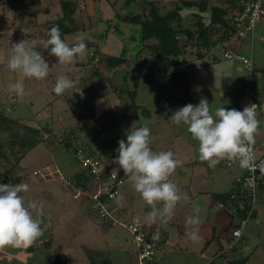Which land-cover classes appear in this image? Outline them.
I'll list each match as a JSON object with an SVG mask.
<instances>
[{
  "label": "rangeland",
  "instance_id": "1",
  "mask_svg": "<svg viewBox=\"0 0 264 264\" xmlns=\"http://www.w3.org/2000/svg\"><path fill=\"white\" fill-rule=\"evenodd\" d=\"M149 1H161L160 5L163 6L165 13L173 8L172 3L175 0ZM176 1L179 2V0ZM221 1L212 0L213 4H220ZM79 2H82L81 12L76 19L77 24L83 29L65 36V41L72 45L77 42V38H83L87 44L86 54L71 65H61L49 54V50L38 44L36 50L43 55L50 66L49 75L44 80L38 81L9 70L7 60L12 54V43L32 38L37 41L47 39V33L50 30L48 27L53 21L57 22L63 16L61 0H0V113L14 119H22L33 127H50L55 134L47 136L48 143L41 144L32 150L22 161L16 173L22 178L21 183L29 186V191L22 193L25 200H33L43 205L44 215L41 219L50 226L43 236L31 245L34 248L32 251L29 247L0 248V264H45V261L49 264L47 259H53L57 254L67 255L72 260V264H98L101 260V258L98 260L100 255L103 256L102 258H110L114 264H125L121 263L125 260V252L133 253V249L137 250L134 235L125 227L120 225L110 226V228L109 224H106L107 236L104 235L101 227L94 228L97 221L101 225L103 222L94 215L96 213L93 202L85 199V191L82 190L81 197L79 192L75 196L83 204L73 198L79 189L76 182L82 176H87L88 170L80 158L68 156L59 149L60 145L55 136L62 137L72 130H78L79 126L86 127V125L99 128L100 131L96 138L89 140L93 157L99 159L102 169H110L111 176L120 182L117 189L119 197L115 201V207L119 210L126 209L124 214L128 215L127 218L142 227L144 224L151 225L146 222L151 207L134 190L128 176L124 174L123 169H118L119 166L115 163L118 157V141L123 139L127 142V134L132 128L134 130L147 125L150 128L152 139L150 146L153 151L171 150L175 158L182 162V166L177 167L173 176L170 177L180 189L182 199L177 204L172 219L166 225H154L163 230L168 238L165 254L160 252L157 254V258L160 257L158 264H264V194L260 195L258 192L256 210L259 217L247 218L246 225L243 227L244 238L242 236L237 242L232 237L233 234L232 236L228 234L227 228L230 223L223 227L224 229L222 228L219 233L220 242L225 245L221 248L224 249L222 252L216 246L218 239L213 238L212 234V238H209L210 242H215L201 248L199 241L193 242L189 237L181 235L178 224L175 222H180L179 219L183 218V214L189 210L192 201H197L199 198L206 199L203 196H196L202 190L204 185L202 179L206 176L203 173H206L205 168L208 166L199 159V142L193 139L186 125L177 126L170 119L176 110L183 107V81L185 80L183 65L189 60L195 63L196 56L189 50L190 56L178 65L176 77L164 76L160 59H148V55L143 56L142 61L139 62L138 72L142 78L137 102L145 107L146 111H142L144 116L139 121H133V112L125 109V103H129V99L120 98L114 93L108 80L104 79L111 78V82L119 90L133 89L134 83L130 79L126 82L124 80L130 75H136L137 72L129 71L120 83L116 84L114 71L100 64L102 75L93 76L94 64L98 62L97 60L93 61V64L89 62L97 49L109 56L118 57L124 49H127L129 58L136 55L131 51L136 42H129L128 39L133 30H136L135 27L130 26L132 29L127 26V28L126 25L121 24L122 35H117L113 27L110 29V25L117 24L118 13L132 14L136 6L129 7L128 0H80ZM223 49L224 47L215 46L213 54L221 56L224 53ZM131 65L134 67L135 63L132 62ZM62 75L73 80L75 87L57 96L53 89L57 78ZM187 77L192 78V72ZM18 80H22L25 87V95L22 97L8 91V85ZM205 88L208 90L207 86ZM257 90L260 91V89ZM221 91L222 89L215 92ZM221 93L224 98L219 102L216 101L218 104L211 105L210 109L213 112L218 107L237 109V104L227 103L226 99L231 98L233 92L227 93L226 90ZM213 97L217 98L219 94ZM262 108L264 109V104ZM260 135L256 136L258 147H262L264 138V135L261 137ZM84 138L85 135L82 133L81 139ZM113 169L117 171L113 172ZM221 173L219 179L221 186L217 187L214 184V187L218 189L223 188L228 177H233L230 170ZM82 180L83 183L86 181L85 178ZM81 187L80 185V189ZM189 187L192 194L194 193L192 199L189 197L191 192ZM207 187L203 189L205 193L210 191ZM217 205L219 210H226L224 205L218 203ZM157 206L162 207V205ZM83 221L88 222V228H84ZM70 238H74V241L70 242ZM102 239H105L104 243ZM164 239L163 235L158 240ZM128 241L132 244H128ZM235 246L238 248L236 252L232 250ZM100 249L104 250L100 252ZM137 256L138 254L134 256L135 261Z\"/></svg>",
  "mask_w": 264,
  "mask_h": 264
},
{
  "label": "trees",
  "instance_id": "2",
  "mask_svg": "<svg viewBox=\"0 0 264 264\" xmlns=\"http://www.w3.org/2000/svg\"><path fill=\"white\" fill-rule=\"evenodd\" d=\"M79 1L80 0H61L63 16L57 22L53 21L51 26L48 27L51 29L53 26H58L64 40L65 36L83 29L77 24L76 19L78 18V13L81 9L82 2ZM248 1L249 0H222V3L220 4H213L212 0H179L178 3L175 0L172 3L173 8L164 13L163 6L160 5L161 1L128 0L127 4L129 7L132 5L136 6L135 12L124 15L118 13L116 15L118 22L115 26L110 25V29L113 27L117 35H122L123 31L121 30V24L126 25L125 27L128 26L129 28H132L130 26L135 27L134 29L136 30H133V32L131 30L132 33L128 39L129 42H136L131 50L132 54L135 53L136 55H134L133 58H129L127 49H124L118 57L113 55L109 56L103 54L101 50L97 49L89 62L92 64L95 60L98 62L97 64H94L95 71L92 75H102L100 73V64H104L108 70L114 72H117L118 70H125L127 73H129V71H136V75H130L124 80V82H126L130 79L135 85L133 86V89L127 88L119 90L111 82V78L103 79L108 80L112 86V90L115 94L119 95L120 98L124 97L129 99L130 102L125 103V109L133 112V121H139L144 116L142 111H146V108L139 105L137 102L140 81L142 78L140 72H138L140 68L139 62L142 61L143 56L148 55V59H160L165 77H176L178 65L182 60L190 56L189 50L192 51V55L196 56V60L214 58L215 56L212 55V53L215 46H224V44L229 43L233 38H240V31L235 25L234 17L244 12L245 5ZM184 8L197 9L203 13L210 12L211 24L207 26L208 19L199 15H190L183 18L180 15V11ZM263 19L264 17L261 20ZM194 50H196V52ZM227 52L231 51L224 52L223 55L225 60H236L234 58H225ZM250 56L251 55L248 57ZM132 62L135 63L134 67L131 65ZM254 72L255 70L250 72V75L252 76L250 83L253 81L252 89L254 90L255 95L258 96L259 94H262V92L257 90L259 88L257 87V84H255L256 81L253 76ZM245 93L246 96H248L247 92ZM261 104L262 103L259 102L260 108ZM99 132V128H94L90 125H86V127L79 126L78 130H72L67 135L65 134L66 136H55V139L58 140L57 143L60 145L59 149L63 150L68 156L78 159L80 158V151H83L84 156L95 158L91 152L92 147L89 140L96 138V136L100 134ZM82 133L85 135L83 140L81 139ZM54 135V131L50 127H33L26 124L22 119H14L0 113V184H20L22 178L17 176L16 173L22 161L39 145L45 144L46 142L48 143L46 140L47 136ZM225 161L226 159L220 162L221 166L224 168L229 169L239 166V164H235L231 167L226 166ZM87 170L88 175L82 176L78 179L76 185H81L83 191L93 195L97 191L96 181L98 178L93 174L90 168H87ZM244 170H246V168H244ZM263 173L264 172L261 171L259 172V175L262 176ZM100 174L104 178H109L111 176V170L105 169ZM249 176L250 175L246 170L245 176L238 178L235 185L228 193L212 195L215 202L224 205L234 214V217L227 228V232L231 236L236 229L241 227V223L247 220L249 213H252L253 217L256 216V213L251 211L253 209L254 211L256 210L257 186L262 179L260 180V176L255 181L256 192L254 196L248 185ZM83 178H85L87 182L85 181L83 183ZM253 199H255V201ZM167 241L168 238L160 242L154 239L151 235L149 236L148 242H153L155 244L153 250L155 255L153 256V260H147L145 264H158L160 257L157 258V254L166 249ZM223 250L224 249H222V251ZM232 250L236 252L238 248L235 246ZM138 252L136 254L139 255ZM134 256L135 255L127 257L125 264H138V258H136L135 261ZM102 257V255L99 256L98 260L100 258L101 260H99L98 264H114L110 258ZM49 264H69V262L65 254H58L49 262Z\"/></svg>",
  "mask_w": 264,
  "mask_h": 264
},
{
  "label": "clouds",
  "instance_id": "3",
  "mask_svg": "<svg viewBox=\"0 0 264 264\" xmlns=\"http://www.w3.org/2000/svg\"><path fill=\"white\" fill-rule=\"evenodd\" d=\"M38 44L49 50V54L61 65L73 64L87 50L83 38H77V42L69 45L62 38L59 27L53 26L48 31L46 40L37 41L32 38L12 43V54L7 60V68L28 79L44 80L49 75L50 66L36 50ZM73 87L75 82L62 75L57 78L53 91L60 96ZM8 91L19 97L24 96L23 81L9 84ZM258 101L260 102L259 99ZM256 108V104H250L243 111L218 107L213 112L208 100L201 99L198 105L189 103L176 110L170 119L177 126H187V131L199 142L200 161L207 162L209 167H215L218 162L227 159L238 161L241 168H249L254 159L253 146L260 124ZM118 143V157L115 159L118 169H123L134 190L151 207L146 222L151 225H166L182 199L180 189L170 179L177 167L182 166V162L175 158L171 150L153 151L150 146V128L147 125L134 130L132 128L127 134V142L121 139ZM116 171L117 169H113V172ZM28 191L29 186L26 183L0 184V248L30 247L50 226L41 219L44 215L43 205L33 200H25L22 193ZM199 211L196 209V215L185 220V226L191 229L187 235L193 242L200 239L202 221ZM251 212L254 213V209ZM252 217V213H249L248 218ZM122 220L127 222V219ZM154 238H158V230L154 233Z\"/></svg>",
  "mask_w": 264,
  "mask_h": 264
},
{
  "label": "crops",
  "instance_id": "4",
  "mask_svg": "<svg viewBox=\"0 0 264 264\" xmlns=\"http://www.w3.org/2000/svg\"><path fill=\"white\" fill-rule=\"evenodd\" d=\"M80 12H81V9H80ZM78 15H79V13H78ZM218 47H220V48L224 47V49H223L224 52L231 51L233 53H238V54H241V55L247 56V57L249 55H251V53L253 52V61H254V70H255L254 80L256 81L255 84H257V87L262 92V94H259L258 96L256 95V97H257V99L260 100V103L264 104V19L261 20L259 22V24L257 25L256 32H255L253 39H251V38H248V39L233 38L229 43L224 44V46H218ZM223 54L220 56V54L215 55L212 53V55L215 56L214 58H206L203 60H197L195 63L194 62L192 63L189 60L185 65H183V68H185L183 70V74H184L183 78H185V80L183 81V106H185L189 103L193 104L194 106L198 105L201 99H207L209 102V107L211 105L216 106L218 104V103H216V101L219 102V100L224 98L221 92L226 91V90H227V93L233 92L232 97L226 98V99L228 100L227 103L232 102V104H237L236 110L242 111L246 106L249 105L250 100H249L248 96H246L245 92H246V88L249 86L248 84L251 81L250 72L244 66V64L241 63L240 61L225 60ZM191 72H192V78L187 77V75L190 74ZM205 86H207L208 90L205 88ZM220 89H222L221 92H215V91L220 90ZM207 91H210V92H207ZM198 94H200V95H198ZM217 94H219V97L214 98L213 96H215ZM237 94H238V96H237ZM195 96H196V98H194ZM187 100H188V102H187ZM138 104H139V102H138ZM262 104H261L260 111L257 114V118L260 121V124H259L260 128H259L256 136L258 134H261L260 137L264 135V109L262 108ZM255 139H256V137H255ZM262 141H263L262 142L263 148L260 146H259L260 148L258 146H256V153L259 157L264 156V138ZM220 162H218L215 167L207 166V168H205L206 173L205 174L203 173V175H206V176H203L204 178L202 179V183L204 185L202 186V190L199 191L198 195H196V196H199V197L203 196V197H206V199L203 198V200H201L199 198V200H197V201L196 200L192 201L190 205L187 204V205H189V210L187 212H185L186 214H183V218L179 219L180 222H177V221H175V222H176V224H178L177 227H179V229L181 231L180 234L181 235L183 234L186 238H188L189 236L187 235V233L189 232L190 228H187L185 226V220L189 216L196 215V209H199L200 210L199 211V217L202 221V224L200 225V229H199V237H200V239L198 240L199 241V247H201V248L203 246L208 247L209 245L213 244L215 241L210 242L211 239H209V238L213 237V238L218 239V241H216V242H218V245H216V246L218 248H220V251L222 252L221 246H225V245L221 244V242H220L221 239H220L219 233L221 232L223 227L225 228L226 226L229 225V223L232 221V219L234 217V214L228 208H226L225 211L219 210L218 205L215 202L212 195L213 194L228 193L232 189V187L235 185L236 180L240 177L242 178L245 176L246 170H244V168H241L238 166L234 167V168L227 169V168L222 167ZM205 163L207 164V162H205ZM226 170H230V172H232V174H233V177L232 178L228 177V180H226L223 184V188L218 189L217 187L219 185L221 186V184L219 183V179L221 178V175H222L221 172L226 173ZM261 179H262V181L260 183H258V186H257V196H258V192L260 193V195L264 194V173L262 174L260 180ZM210 181H211V183H210ZM207 184H209L208 187H207ZM211 184H212V187H210ZM214 184L217 187H214ZM205 187L210 189L209 193L207 191L205 193V191H204L206 189ZM192 188L195 189V187H192ZM188 189L191 191L189 193L190 194L189 197L192 199L194 196L193 195L194 193L192 194L191 187H189ZM78 192L83 194L82 189H80V186H79L78 191L73 196L74 200H76V201H78V199L75 196ZM84 198H82V199L79 198V199L84 200ZM85 199H87V198H85ZM78 202L80 204H83V202H80V201H78ZM212 208L214 210H212ZM116 210L118 211L119 216L121 218L127 219V222L135 223L134 221H130L127 218L128 215L124 214V212H126L125 211L126 209L119 210L116 208ZM92 212H93V210H92ZM257 212L258 211L256 210L255 211L256 216L254 218L259 217ZM64 221L66 222V220H64ZM83 223L85 225L84 228L85 227L88 228V226H87L88 222L83 221ZM98 227H101V229H103L104 235L107 236L106 224L103 223L101 225L100 222L97 221V223L94 225V228H98ZM144 227L149 231L150 235L153 238H154V233H157V230H158V238H154L157 241H159L158 239L160 238V236H163V235H164L165 239L167 238L164 231L161 230L159 227H155L154 225H145V224H144ZM211 231H212V233H211ZM211 234H212V237H211ZM244 236H243V238H244ZM92 237H93V235H92ZM74 238H70L71 239V240L69 239L70 242L74 241L73 240ZM104 240L105 239H102L103 243H104ZM167 243H168V241H167ZM128 244H132V243H130L128 241ZM103 247H104V245H103ZM29 248H30L29 249L30 251L34 250L33 246H30ZM130 248H132V247H130ZM103 250L104 249H102V251ZM133 250H134L133 253H132V251L125 252V257H124L125 260L123 262L121 261V263H126L127 257H129V256L132 257L133 255H136L137 250H135V249H133ZM102 251L100 249V252H102ZM211 252H214V251L211 250ZM160 253L165 254L164 250H162ZM67 258H68L69 264H72V260H70V258L68 256H67ZM51 260H52V258L51 259L49 258V259H47V262L49 263ZM73 260H76V258L75 259L73 258ZM28 261L29 260H27V262ZM44 263L47 264L46 261Z\"/></svg>",
  "mask_w": 264,
  "mask_h": 264
},
{
  "label": "built area",
  "instance_id": "5",
  "mask_svg": "<svg viewBox=\"0 0 264 264\" xmlns=\"http://www.w3.org/2000/svg\"><path fill=\"white\" fill-rule=\"evenodd\" d=\"M264 17V0H249L245 5V10L243 13L234 17V22L237 28L239 29V37L241 39H253L256 27ZM225 58L228 59H236L244 64V66L252 72L254 70V61H253V52L251 53L250 57H244L241 54H234L231 52H227L225 54ZM253 87V81L249 84L246 88V92L248 94V98L250 100V104H256L257 108L256 111H259V101L255 95ZM243 111V110H242ZM80 159L83 165L86 168H90L97 176V191L95 194L90 195L88 192L84 193L87 199L92 200L93 202V209L98 218L104 223H108L113 227L123 226L129 232L134 235L135 240L134 244L136 243L137 250L139 251L138 255V264H145L147 260H153V256L155 255L154 247L155 244L153 242H148V238L150 236L149 232L146 228L142 227L136 223H127L122 220L119 216L118 211L115 207V201L119 197L118 192V185L120 184L117 181V178H113L110 176L109 178H104L101 176V172L105 169H102V165L99 160L95 158H88L84 156L83 151H80ZM253 162L252 166L246 168L247 172L249 173L248 185L251 188V191L255 195V181L259 175V172H264V158L259 157L256 153L255 144L253 146ZM226 166H234L235 164H239L238 161H229L226 159ZM81 194L82 193H78ZM76 194V196L78 195ZM80 195V196H81ZM127 223V224H126ZM246 225V222L242 223V227L234 232V239L238 241V239L242 235L243 227Z\"/></svg>",
  "mask_w": 264,
  "mask_h": 264
},
{
  "label": "water",
  "instance_id": "6",
  "mask_svg": "<svg viewBox=\"0 0 264 264\" xmlns=\"http://www.w3.org/2000/svg\"><path fill=\"white\" fill-rule=\"evenodd\" d=\"M180 15L185 18L187 16L190 15H199L205 19H208V23L207 26H209L211 24V13L210 12H200L197 9H188V8H184L182 11H180ZM127 74V72L125 70H118L117 72H115V78H114V82L116 84H119L120 81L123 79V76H125Z\"/></svg>",
  "mask_w": 264,
  "mask_h": 264
}]
</instances>
